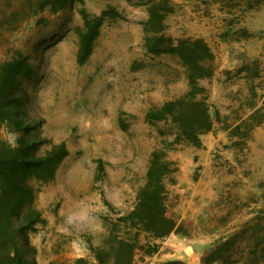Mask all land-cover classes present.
<instances>
[{"label": "rangeland", "instance_id": "rangeland-1", "mask_svg": "<svg viewBox=\"0 0 264 264\" xmlns=\"http://www.w3.org/2000/svg\"><path fill=\"white\" fill-rule=\"evenodd\" d=\"M19 7V0H0V60L25 61L32 74L16 78L9 96L22 99V118L45 143L37 154L60 143L68 151L52 180L33 183L43 222L27 232L30 261L96 263L92 251L135 209L153 155L164 154L174 171L163 181L166 203L178 230L150 239L157 253L139 255L136 264H204L230 240L231 261L264 264V125L236 146L215 123L194 146L173 143L179 132L171 121L146 118L189 91L187 67L166 52L186 40H202L213 55L206 63L213 76L199 81L212 116L218 111L228 124L244 116L251 87L260 106L264 0H81L23 23L8 19ZM151 7L162 15L155 27L147 24ZM98 18L91 55L80 64L78 31ZM148 38L162 52L149 53ZM19 134L13 124L0 126V141L12 148Z\"/></svg>", "mask_w": 264, "mask_h": 264}, {"label": "trees", "instance_id": "trees-1", "mask_svg": "<svg viewBox=\"0 0 264 264\" xmlns=\"http://www.w3.org/2000/svg\"><path fill=\"white\" fill-rule=\"evenodd\" d=\"M20 7L11 13L8 19L25 22L31 14L48 10L52 14L61 11L70 2L81 0H19ZM162 15L155 7L149 9L148 26L160 25ZM101 19H85L83 28L78 31L79 49L78 63H84L91 55L93 42L98 36ZM16 28L13 27L12 30ZM164 37H160L163 41ZM154 38L146 39L149 53L157 54ZM166 52L179 57L188 69L190 89L179 100L168 102L160 109L150 111L146 118L149 121H171L178 135L174 144L186 143L197 146L200 135L212 130L215 123L236 138V146H241L249 138L251 132L264 125V102L259 106L256 101V90L251 87L250 102L246 106V114L228 124V118H221L218 111L211 115L208 93L199 86V81L213 76V71L206 68V63L213 61V55L202 40L194 42L179 41L170 45ZM247 70L241 68L239 72ZM32 68L22 60H0V126L13 124L20 134L17 146L10 147L0 141V264H34L30 261L32 247L25 241L27 232L34 231L35 226L42 223L41 214L33 208L36 190L33 183H47L53 179L57 167L68 155L64 143L50 145L43 154H37L45 144L39 140L33 125L24 121L20 97L9 96L10 90L16 86V78H30ZM250 73L248 72V75ZM251 75V74H250ZM249 75V76H250ZM249 76L247 79H249ZM251 77V76H250ZM258 78L259 74L252 76ZM153 155L146 174V184L140 191L135 209L117 219L112 225L108 238L102 248L92 251L96 263L93 264H136L139 255L152 256L157 253L158 245L152 240L161 239L172 232H177L176 219L169 215L166 203L164 178L174 172L170 163ZM141 234L146 241L140 240ZM230 241L220 244L204 259V264L219 262L220 264H238L229 256ZM245 264H259L256 259ZM255 260V261H254ZM75 264H90L84 259ZM164 264H184L172 261Z\"/></svg>", "mask_w": 264, "mask_h": 264}, {"label": "bare ground", "instance_id": "bare-ground-1", "mask_svg": "<svg viewBox=\"0 0 264 264\" xmlns=\"http://www.w3.org/2000/svg\"><path fill=\"white\" fill-rule=\"evenodd\" d=\"M188 252H190V250H188Z\"/></svg>", "mask_w": 264, "mask_h": 264}]
</instances>
